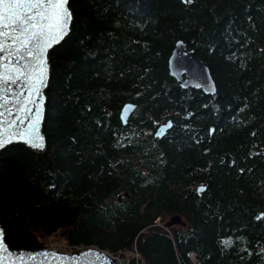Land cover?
<instances>
[{"label": "trees", "instance_id": "1", "mask_svg": "<svg viewBox=\"0 0 264 264\" xmlns=\"http://www.w3.org/2000/svg\"><path fill=\"white\" fill-rule=\"evenodd\" d=\"M69 5L70 31L49 51L46 147L0 153L8 244L56 235L111 254L136 247L146 264H264V0ZM178 38L209 66L214 93L169 73Z\"/></svg>", "mask_w": 264, "mask_h": 264}, {"label": "snow or ice", "instance_id": "2", "mask_svg": "<svg viewBox=\"0 0 264 264\" xmlns=\"http://www.w3.org/2000/svg\"><path fill=\"white\" fill-rule=\"evenodd\" d=\"M68 2L0 0V149L16 138L44 147L38 128L43 101L34 97L46 81V50L63 38L71 21ZM8 251L0 230V252Z\"/></svg>", "mask_w": 264, "mask_h": 264}, {"label": "water", "instance_id": "3", "mask_svg": "<svg viewBox=\"0 0 264 264\" xmlns=\"http://www.w3.org/2000/svg\"><path fill=\"white\" fill-rule=\"evenodd\" d=\"M183 1L191 2L193 0ZM67 7L69 12L71 13V17L73 18L69 2ZM72 18L68 24L66 34L63 36V38L58 43L54 44L51 48L46 50V81L41 87L40 94L34 97V99L37 100V103H39L41 99L43 101L42 105H40L41 112L38 128L39 135L40 137H42L44 147L43 149L33 148L19 138L14 139L13 143L11 144L23 143L38 152L43 151L46 147V137L43 131V123L46 113V88L48 86L50 78L49 51L67 36L71 28ZM193 51V47L189 45L188 42L184 41L183 39H176V41L174 42V47L168 58L169 73L184 88H200L205 93H214L216 91V83L211 74L209 66L200 57L193 55ZM180 62H182V64H180ZM134 108L135 104L132 102H125L122 105L120 117L123 123H126L129 114L133 111ZM169 122L171 123V120L168 119L166 122L160 124L157 127L154 135L159 137L162 136L165 133L166 129L169 128L167 126ZM161 129H163V131H161ZM158 132H160L159 135H157ZM5 148L0 149V153ZM201 188L203 187H199V189ZM0 230H3L4 247L9 250L8 252H0V262H2V264H117V259L113 257L108 251L97 247H88L84 250L72 253L62 252L54 248L45 247L37 249L11 247L5 239V230L3 225L1 224V221ZM17 253H24V256L20 257L15 255ZM45 253H47L48 255L45 256ZM86 253H91V255H84Z\"/></svg>", "mask_w": 264, "mask_h": 264}, {"label": "built area", "instance_id": "4", "mask_svg": "<svg viewBox=\"0 0 264 264\" xmlns=\"http://www.w3.org/2000/svg\"><path fill=\"white\" fill-rule=\"evenodd\" d=\"M50 236H53V235H48L47 237H45L43 247L54 248V249H57L58 251L67 252V253L77 252V251H81L87 248L82 244H79V243L72 244L67 241H65V243H62L61 245L48 243L46 240ZM111 255L117 259V264H146L144 257L136 249V247H134L131 250H119L117 254H111Z\"/></svg>", "mask_w": 264, "mask_h": 264}, {"label": "rangeland", "instance_id": "5", "mask_svg": "<svg viewBox=\"0 0 264 264\" xmlns=\"http://www.w3.org/2000/svg\"><path fill=\"white\" fill-rule=\"evenodd\" d=\"M183 220H185L184 218H183ZM183 220H179V223L180 224H184V221ZM176 221H177V219H176ZM48 243H53V244H59V245H61L62 243H65V240H62V239H60L58 236H56V235H53V236H50V237H48V239L46 240ZM65 245V244H64ZM71 252V251H70ZM115 256V255H114Z\"/></svg>", "mask_w": 264, "mask_h": 264}, {"label": "bare ground", "instance_id": "6", "mask_svg": "<svg viewBox=\"0 0 264 264\" xmlns=\"http://www.w3.org/2000/svg\"><path fill=\"white\" fill-rule=\"evenodd\" d=\"M180 64H182V62H180ZM184 65V64H183Z\"/></svg>", "mask_w": 264, "mask_h": 264}]
</instances>
